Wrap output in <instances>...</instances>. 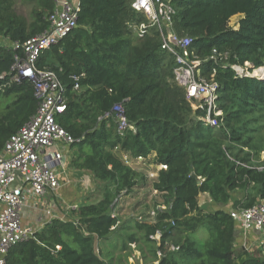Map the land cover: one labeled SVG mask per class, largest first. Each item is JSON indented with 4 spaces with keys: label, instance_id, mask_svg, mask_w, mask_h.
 Listing matches in <instances>:
<instances>
[{
    "label": "trees",
    "instance_id": "trees-1",
    "mask_svg": "<svg viewBox=\"0 0 264 264\" xmlns=\"http://www.w3.org/2000/svg\"><path fill=\"white\" fill-rule=\"evenodd\" d=\"M162 1L174 10L171 32L192 39L201 76L219 85V126L201 120L205 109L193 110L174 80L175 55L162 50L159 29L131 8V0H81L78 27L41 53L36 67L62 82L66 110L56 121L75 140L71 166L102 183L103 194L12 246L6 264H107L97 244L121 228L122 198L148 189L161 197L153 204L155 216L139 214L126 239L153 245L149 264H264V243L257 247L260 255L246 249L231 216L264 204V159L257 160L264 152L258 138L264 80L233 68L264 67V0ZM54 8V0H0V39L7 42L0 46V106L7 102L0 110V153L39 106L30 80L10 82L16 57L23 56L14 46L43 33ZM237 15L242 18L232 28ZM143 23L147 32L139 38L134 27ZM213 50L227 53V60L212 59ZM117 105L135 131L117 133ZM124 155L145 163L154 155L153 164L161 167L157 179L134 171ZM235 191L245 197L233 201ZM202 196L216 206L213 211L202 208ZM203 229L206 239L199 237ZM157 232L162 236L153 240ZM176 232L184 237L171 246Z\"/></svg>",
    "mask_w": 264,
    "mask_h": 264
},
{
    "label": "built area",
    "instance_id": "built-area-1",
    "mask_svg": "<svg viewBox=\"0 0 264 264\" xmlns=\"http://www.w3.org/2000/svg\"><path fill=\"white\" fill-rule=\"evenodd\" d=\"M54 1V11L47 19L48 28L22 46H14L15 49H22L23 56L16 57L10 82L30 80L34 84L39 106L33 118L9 137L0 153V264H6L5 258L12 246L33 238L35 233L40 231L24 224V209L30 200L44 198L61 188L60 176L63 174L64 154L75 142L56 121L57 116L66 110L65 88L62 82L55 73L38 70L36 67V61L41 53L58 45L78 27L81 0ZM131 8L144 14L148 25L157 26L162 37V50L169 51L176 58L175 83L185 90L186 98L194 111L206 110V115L201 120L217 128L218 117L221 116V112L215 110L219 85L213 78L208 80L201 76L199 69L201 60L190 49L192 39L179 38L171 32L174 15L172 6L162 0H131ZM147 28L148 26L143 23L139 27H134V31L139 38H143ZM211 58L224 62L228 54L213 50ZM233 68L239 75L243 74L239 67ZM75 89H79L78 84L75 85ZM112 113L116 117L119 135L123 136L128 130L135 131L134 126L125 117L122 106H115ZM122 159L129 166L132 161L137 164L145 162L143 158L132 160L127 155ZM78 208L79 206L74 204L68 210L71 212ZM161 208L165 209L164 206ZM52 212V210L46 212L49 217L47 224L56 219ZM149 214L151 218L155 216L154 211ZM231 216L240 225L241 242L246 249H251L249 243L251 232L258 235V245H263L264 204L231 211ZM64 219L66 218H62ZM149 221L152 220L149 218ZM161 236L162 234L157 232L151 238L159 240ZM171 249L174 250V247Z\"/></svg>",
    "mask_w": 264,
    "mask_h": 264
},
{
    "label": "rangeland",
    "instance_id": "rangeland-1",
    "mask_svg": "<svg viewBox=\"0 0 264 264\" xmlns=\"http://www.w3.org/2000/svg\"><path fill=\"white\" fill-rule=\"evenodd\" d=\"M237 17L234 16L231 21H230V26L232 28H237ZM7 42L5 40L0 39V46L1 45H6ZM264 62V60H263ZM264 67H261V69L264 72ZM240 71L242 73L248 74L249 69H244L240 68ZM252 74V73H249ZM7 102H3L0 106V110L4 108ZM261 134L258 138H260L263 142L264 145V120L261 121ZM72 156L70 155L69 159H72L73 157V150H71ZM69 154V153H68ZM68 154H66L68 157ZM263 160L264 159V152L261 153L260 158L258 157L257 160ZM134 170L137 173L141 175H148V173L154 172V166L151 164H142L139 167H136ZM80 180L77 181V183L73 185H80ZM70 184V183H68ZM103 184L95 180L93 177L91 178V191L89 192V198L88 200H95L97 198H101L103 191H102ZM78 192L81 190V188H77ZM86 191V190H85ZM149 189L140 191L139 193H136L135 195H132L131 197H123L121 200V212H120V217H121V225L115 233L111 234L107 240L104 241H99L97 244V247L99 248V251L104 258L105 262L107 264H149L150 263V258L153 256L152 255V244H146L142 241H140L138 244H131L127 241L126 236L127 234H131L134 232V229H130L129 226L134 224L133 221H135L136 217L139 216V214H146L147 212H153L152 210L154 209L153 204L154 201L160 203V199L157 197L156 194L153 193L156 200L151 201V197L149 196L150 194ZM87 194V193H85ZM87 197V196H86ZM85 197V198H86ZM245 197L244 192L240 191H235L232 193V199L233 201H238L242 198ZM81 200H79L76 204L78 206H81L80 204L83 202L82 197H80ZM84 199V197H83ZM201 206L204 210L206 211H213L216 206L213 204V202L208 198V197H201L200 198ZM71 204V203H70ZM73 205V204H71ZM144 216V215H142ZM140 220V218H139ZM122 226H124L125 230L122 229ZM129 232V233H128ZM206 230H202L199 233V237L201 239H206ZM184 236L178 232L175 233V235L168 240L171 246H175L176 243L183 238ZM259 243L256 240L252 241L253 243ZM173 244V245H172ZM259 245L258 244H253L252 250L255 249L254 254H259L260 255V249H257Z\"/></svg>",
    "mask_w": 264,
    "mask_h": 264
},
{
    "label": "crops",
    "instance_id": "crops-1",
    "mask_svg": "<svg viewBox=\"0 0 264 264\" xmlns=\"http://www.w3.org/2000/svg\"><path fill=\"white\" fill-rule=\"evenodd\" d=\"M237 21L242 18V15H237ZM238 26V22H237ZM69 153V154H68ZM68 154V157H66ZM72 156L71 149H69L64 154V161H63V167L62 171L63 174L60 176V181L62 183L61 188L56 191L47 194L44 198H39L37 200H30L29 205L24 209L23 212V222L25 225L33 227L35 229L41 230V228L45 227V225L48 222L49 217L46 215V212H49L52 210V214L55 215V218H67L70 215L69 207L72 206L71 204H76L79 200H81L80 197H82L83 202L80 204L81 206L86 204L89 198V192L91 191V178L92 176L86 172L81 170H76L71 166V159H69V156ZM123 158V157H122ZM155 156H151L148 161L150 163H143L144 164H151L154 166V172L148 173L147 176H150L149 178L151 180H155L158 177L160 167L153 164ZM142 164H137L134 161L131 162L130 167L134 170L136 167H139ZM80 180V185L76 184L77 181ZM70 183V184H68ZM77 188H81V190L78 192L76 190ZM86 190V191H85ZM144 191V190H142ZM87 193V194H85ZM155 193L158 194L156 191L149 193L151 197V201L155 199V197L151 194ZM87 196V197H86ZM84 197V199H83ZM86 197V198H85ZM206 197V196H202ZM71 203V204H70ZM77 205V204H76ZM240 234H242L240 232ZM258 238L257 234H250L251 240H254V236Z\"/></svg>",
    "mask_w": 264,
    "mask_h": 264
},
{
    "label": "water",
    "instance_id": "water-1",
    "mask_svg": "<svg viewBox=\"0 0 264 264\" xmlns=\"http://www.w3.org/2000/svg\"><path fill=\"white\" fill-rule=\"evenodd\" d=\"M248 66V65H247ZM250 71H252V74L250 75L251 77L260 79V80H264V72L261 68L259 69H250Z\"/></svg>",
    "mask_w": 264,
    "mask_h": 264
},
{
    "label": "clouds",
    "instance_id": "clouds-1",
    "mask_svg": "<svg viewBox=\"0 0 264 264\" xmlns=\"http://www.w3.org/2000/svg\"><path fill=\"white\" fill-rule=\"evenodd\" d=\"M248 66L247 67H249V64H247ZM237 67H239V66H237ZM239 68H241V67H239ZM247 69H249V68H247ZM259 69V68H258ZM250 70V69H249ZM249 73H252V71H248V74H246V73H243L242 75H240V76H248V77H251L250 75L251 74H249Z\"/></svg>",
    "mask_w": 264,
    "mask_h": 264
},
{
    "label": "bare ground",
    "instance_id": "bare-ground-1",
    "mask_svg": "<svg viewBox=\"0 0 264 264\" xmlns=\"http://www.w3.org/2000/svg\"><path fill=\"white\" fill-rule=\"evenodd\" d=\"M264 69V68H263Z\"/></svg>",
    "mask_w": 264,
    "mask_h": 264
}]
</instances>
